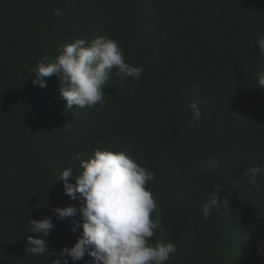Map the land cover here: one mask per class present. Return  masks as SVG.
<instances>
[{"label": "trees", "instance_id": "obj_1", "mask_svg": "<svg viewBox=\"0 0 264 264\" xmlns=\"http://www.w3.org/2000/svg\"><path fill=\"white\" fill-rule=\"evenodd\" d=\"M100 35L143 68L135 80L113 70L103 106L67 108L56 76L33 86L38 62ZM261 35L264 0H0V264H51L25 251L27 237L38 238L29 218H52L50 250L75 243L79 213L61 221L50 208L82 202L57 178L68 167L78 174L76 154L87 160L98 149L154 173L148 189L177 247L166 264H264V176L258 186L244 176L264 168ZM213 191L221 209L205 219Z\"/></svg>", "mask_w": 264, "mask_h": 264}, {"label": "clouds", "instance_id": "obj_2", "mask_svg": "<svg viewBox=\"0 0 264 264\" xmlns=\"http://www.w3.org/2000/svg\"><path fill=\"white\" fill-rule=\"evenodd\" d=\"M260 53L258 88L264 89V35L257 38ZM115 70L117 77L138 79L142 67L126 62L117 41L107 35L96 36L90 41L76 39L58 49V55L45 57L30 70L35 74L33 86L46 87V78L56 76L59 81L60 98L67 108H91L103 106L105 94L102 89ZM191 95V94H190ZM188 108L192 115L190 124H197L202 116L199 101L190 99ZM80 160L79 172L74 175L71 167L65 168L57 178L64 193L72 200L82 202L79 208L52 207L50 211L58 220L79 213L82 229L71 247L59 252L50 250L47 237L54 230L51 217L41 220L29 218L27 232L38 238L27 237L29 247L25 251L32 256L53 257L51 264H75L91 258L92 264H166L176 255L177 247L168 241V232L161 223V210L148 189V182L155 179L152 171L138 165L124 152L95 150L87 160ZM264 176V168L254 166L244 176L258 186L257 176ZM74 180L75 183H69ZM222 200L216 191L207 195L202 204V214L209 218L221 209ZM70 231L75 232L73 227ZM154 243L150 241L156 235Z\"/></svg>", "mask_w": 264, "mask_h": 264}]
</instances>
